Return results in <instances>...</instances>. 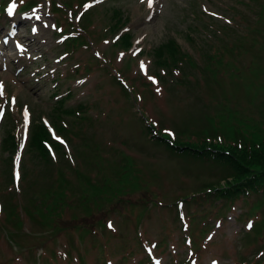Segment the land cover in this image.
<instances>
[{
	"label": "rangeland",
	"instance_id": "1",
	"mask_svg": "<svg viewBox=\"0 0 264 264\" xmlns=\"http://www.w3.org/2000/svg\"><path fill=\"white\" fill-rule=\"evenodd\" d=\"M86 1L0 0V139L43 119L61 144L0 150V264H264V193L220 199L230 171L168 147L264 139V0Z\"/></svg>",
	"mask_w": 264,
	"mask_h": 264
},
{
	"label": "trees",
	"instance_id": "2",
	"mask_svg": "<svg viewBox=\"0 0 264 264\" xmlns=\"http://www.w3.org/2000/svg\"><path fill=\"white\" fill-rule=\"evenodd\" d=\"M127 42L128 38H123ZM153 53L157 63L163 66L167 65L166 61L176 63L181 59L178 46L171 39L160 43L153 49ZM8 131L4 140L3 151L13 152L15 150V138ZM49 134L42 126L40 120L34 121L31 127V132L28 140L29 149L35 151L41 160L49 158L48 152L43 145V140L50 141ZM162 140H165L161 138ZM167 141V140H165ZM253 146L245 145L239 150V153H229L227 150H222L213 145L197 146L194 144H173L168 146L173 154H182L181 156L192 158L200 162L223 166L231 173V181H228L224 188L212 192L221 199L233 200L239 197H246L251 193H264V139L257 142ZM175 146V147H174ZM242 146V145H241ZM216 189V188H213ZM55 208L49 206V210H45L46 214L37 216L36 222L40 227L50 226L46 220L47 214ZM41 213V211H40ZM56 213V212H55ZM35 219V218H33ZM48 219V217H47Z\"/></svg>",
	"mask_w": 264,
	"mask_h": 264
},
{
	"label": "snow or ice",
	"instance_id": "3",
	"mask_svg": "<svg viewBox=\"0 0 264 264\" xmlns=\"http://www.w3.org/2000/svg\"><path fill=\"white\" fill-rule=\"evenodd\" d=\"M152 0H149V5L151 6ZM16 8V3L15 0H13V3L9 6L8 8V14L12 15L13 14V10ZM37 19H39V17H37ZM249 227H251V225H249Z\"/></svg>",
	"mask_w": 264,
	"mask_h": 264
},
{
	"label": "bare ground",
	"instance_id": "4",
	"mask_svg": "<svg viewBox=\"0 0 264 264\" xmlns=\"http://www.w3.org/2000/svg\"><path fill=\"white\" fill-rule=\"evenodd\" d=\"M15 20H16V19H15ZM17 23H19V21H17ZM11 32H13V29H11L10 31H7V30H6V33H5L6 36H7L8 34H10ZM8 36H9V35H8ZM26 46H27V45H26ZM32 46H33V44L28 45L29 48H31Z\"/></svg>",
	"mask_w": 264,
	"mask_h": 264
}]
</instances>
